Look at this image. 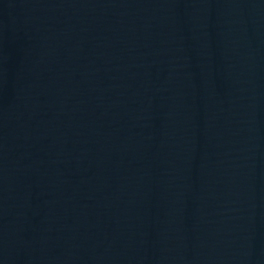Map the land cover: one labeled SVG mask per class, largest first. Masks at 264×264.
<instances>
[{
  "label": "water",
  "instance_id": "1",
  "mask_svg": "<svg viewBox=\"0 0 264 264\" xmlns=\"http://www.w3.org/2000/svg\"><path fill=\"white\" fill-rule=\"evenodd\" d=\"M0 264H264V0H0Z\"/></svg>",
  "mask_w": 264,
  "mask_h": 264
}]
</instances>
